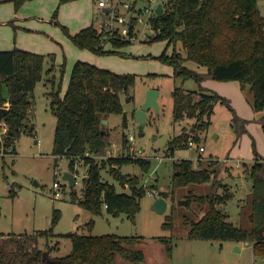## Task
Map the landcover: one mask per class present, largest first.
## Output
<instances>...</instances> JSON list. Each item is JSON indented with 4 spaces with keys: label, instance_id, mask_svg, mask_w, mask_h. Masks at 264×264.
Wrapping results in <instances>:
<instances>
[{
    "label": "rangeland",
    "instance_id": "rangeland-1",
    "mask_svg": "<svg viewBox=\"0 0 264 264\" xmlns=\"http://www.w3.org/2000/svg\"><path fill=\"white\" fill-rule=\"evenodd\" d=\"M148 5L149 0H137V6L145 14ZM258 6L264 15V0H258ZM123 8L120 5L118 10ZM101 10L98 0H26L19 7L12 0H0V47L10 49L22 44L30 47V50L40 49L45 54L43 78L37 82L33 92V125L16 142V152L0 154V233H4L0 236V244L4 246L5 254L16 250L20 243L28 248L37 243L43 250H49L48 256H62L72 250V232L116 233L140 236L139 241L129 246L142 249L145 257L139 263H134L118 254L114 264H264V253L255 254L251 241L191 238V226L185 221L186 217L199 218L208 205L195 201L188 205L185 200L190 191L197 194H223V185L226 183L233 195L219 203L218 207L228 214V220L235 225L252 227L250 213L253 178L249 174L254 160L244 162L241 160L243 156L234 158L232 154L229 162L223 163V160L236 143L235 147L240 145V155L252 154L255 147L264 156L263 120L258 115L246 120L234 119L229 106L220 101L215 103L206 128L196 129L194 124L198 122L194 118L175 120L173 89H196L199 81L193 77L176 76L174 66L160 57L164 50L171 54L173 45H168L165 39L149 40L150 36L146 32L148 28L142 24H139L137 37L126 44L114 46L107 41L105 48L111 49L108 52L99 53L76 44L69 33H75L91 23L99 30L102 29L100 32L108 37L114 35L105 29L104 24L100 25ZM178 48L183 51L180 43ZM78 59L119 73L136 75L134 86L120 93L123 112L104 115L103 119L107 123H103L102 127L107 132L106 141L104 151L98 155V160L102 161L108 156L119 154H132L151 161L147 171L137 163L120 165L123 172L137 175L139 183L147 190L140 198L141 208L135 222L125 212L114 214L103 207L100 214H95L73 201L72 188L78 196L83 195L85 183L82 178L73 187L69 184L64 186L60 197L54 196L53 183L63 179L64 171L69 170L70 158L52 153L57 117L50 108V91L61 86V95H64L74 63ZM53 63L54 82L47 80V76L52 75L47 70ZM184 64L190 69L206 72L204 76L210 77V80H220L192 59L186 58ZM150 88L160 91L159 109H148L144 134H140L135 110L143 104ZM124 114L127 116L126 125L123 124ZM183 129L197 131L199 140H195V145L178 147L174 153L169 154L168 141ZM165 133L168 139L159 146L154 137ZM123 136L128 137V140L124 141ZM201 144L205 150H199ZM200 155L203 156L201 159ZM182 158L192 159L195 167L211 166L209 160H214L212 166L218 169L216 177L207 182L174 186L175 173L180 172L175 162ZM76 168L83 175L88 166L80 159ZM109 168V163L101 167L102 178L114 183L117 190L130 192V187L122 186L109 172ZM153 189L156 193H150ZM162 191L168 193V207L164 212H159L152 205ZM56 209L59 210V218L53 226V233L41 235L39 231L52 227ZM168 216H171L173 228L163 226L164 222L169 221ZM91 220L93 222L89 223ZM171 235L173 249L169 255L158 237ZM55 245L57 247L51 250Z\"/></svg>",
    "mask_w": 264,
    "mask_h": 264
},
{
    "label": "trees",
    "instance_id": "trees-1",
    "mask_svg": "<svg viewBox=\"0 0 264 264\" xmlns=\"http://www.w3.org/2000/svg\"><path fill=\"white\" fill-rule=\"evenodd\" d=\"M19 7L26 0H12ZM65 1V0H61ZM157 33L149 40L165 39L173 45V52L165 50L160 57L174 66V74L184 78L193 77L199 81L198 89L175 87L173 95V115L175 120L190 117L198 122L196 129L206 128L214 111V105L220 101L226 103L233 112V118L240 117L229 100L218 92L201 85L198 71L188 68L184 61L192 59L205 66L207 72L216 79H237L243 87H249L252 93L254 110L264 109V15L261 14L258 0H169L165 11L151 19ZM66 31L68 28L66 27ZM133 33V27L130 31ZM73 41L81 47H88L96 52L111 51L105 48L107 41L114 46H121L130 39L108 37L91 23L75 33H69ZM181 44L183 51L178 48ZM45 54L24 48L14 47L0 50V105L9 101L3 121L8 125L7 145H13L23 132L33 125L35 100L34 88L43 78ZM54 65L48 68L52 72ZM54 82L55 76L49 78ZM136 82L134 73H119L92 62L78 59L64 95L61 86L50 91V108L56 115V127L52 153L70 158L69 170L73 171L78 159L88 166V176L84 181L83 195L80 197L74 188L71 190L73 201L100 214L105 207L108 212H125L136 221L141 208L140 198L147 192L139 183L137 175L131 176L120 169L124 163H137L147 171L151 161L132 154L111 155L106 160H98L104 151L105 132L103 118L106 113L123 112L120 93L128 91ZM6 92V94H5ZM207 116V119L205 117ZM127 116H123L126 125ZM34 129V126L32 130ZM264 129V119H263ZM124 141L128 137H124ZM190 140H199L197 131L190 129L168 141L169 154L176 148L184 147ZM255 149V147H254ZM252 172V211L251 228L235 225L228 220V214L218 207L232 197L229 185L224 183V193L197 194L190 191L185 200L188 205L195 201L208 204L203 214L197 218H185L190 224L189 237L235 241L249 240L253 243L255 254L264 253V156L255 151ZM202 156L200 155L201 159ZM208 166L195 167L193 160L182 158L175 162L174 186L189 182H207L216 177L217 168L210 159ZM110 164L109 172L122 186L128 185L130 192L119 191L114 183L104 180L101 167ZM161 195L168 197L166 191ZM59 210L54 211L53 224L49 229L39 231L41 235L53 233V226L58 221ZM164 222L165 228H173L171 216ZM93 220L89 221L92 223ZM4 233H0V236ZM73 241L72 250L62 256L49 255L43 259V249L35 243L31 248L18 244L16 250L7 254L0 244V264H114L116 256L139 263L145 257L142 249L133 248L141 238L135 235L116 233L85 234L70 233ZM169 255L173 249V235L158 237ZM20 240H18V243ZM57 245L51 247V250ZM7 259V260H6Z\"/></svg>",
    "mask_w": 264,
    "mask_h": 264
},
{
    "label": "built area",
    "instance_id": "built-area-1",
    "mask_svg": "<svg viewBox=\"0 0 264 264\" xmlns=\"http://www.w3.org/2000/svg\"><path fill=\"white\" fill-rule=\"evenodd\" d=\"M158 1L163 2L165 11L166 5L168 4L169 0H149V5L145 9L147 14H145L144 10L141 7L137 6V0H98V7L102 9V22L100 23V25L104 24L105 29L108 32H111V34H114L116 35V37L122 39H135L139 30V24H142L145 28H148V30L146 31L147 34L149 31H152V35H154L157 33V30L153 27L151 19L158 15L155 10ZM120 5L124 6L123 10H118V7H120ZM107 6L111 7V10L104 12L103 9ZM132 27L133 33H130ZM8 105L9 101H5L3 105H0V108L8 107ZM7 133L8 125L5 121H3V119H0V154H5L6 152L12 153L14 151V146L7 145L6 143ZM188 144L192 146L196 143L194 140H190ZM204 149V145H199V150L202 151ZM229 160L230 158L226 157L223 160V163L229 162ZM79 161L80 159L76 161L75 168L72 171L75 178V184L78 182L79 178H82L84 182L85 178L89 174L88 168H86L83 175L79 174L78 169L76 168L77 164H79ZM240 162H237V164H239ZM67 184L68 182L64 179L55 180L53 183L54 196L60 197L63 193L64 186H66ZM150 193H156V190L153 189L150 191Z\"/></svg>",
    "mask_w": 264,
    "mask_h": 264
},
{
    "label": "crops",
    "instance_id": "crops-1",
    "mask_svg": "<svg viewBox=\"0 0 264 264\" xmlns=\"http://www.w3.org/2000/svg\"><path fill=\"white\" fill-rule=\"evenodd\" d=\"M85 26H87V25H85ZM19 48H24V49L30 50L29 49L30 47L22 45V44H19ZM1 49H8V48L0 47V50ZM32 51H36V52L40 51L41 53L43 52L40 49H34ZM52 65H54V68H55V64L54 63L49 65V67L52 66ZM198 72L200 73L201 79H202L201 85L203 87L209 89V90H213L215 92H218L221 95L225 96L227 99H229L230 100L229 101L230 104L233 106L235 112L238 114V116L240 118H243V119L246 120V119L255 118L258 115L259 119L263 120L264 109L263 110H259V111L254 110V108L252 106V93H251L249 87H243L241 82L239 80H237V79H229V80H226V81H224V80H222V81H220V80H210V77L204 76V74L206 72H204V71H202V72L198 71ZM51 73L53 75V71ZM51 76L48 75L47 76L48 77L47 80ZM205 80H207V81H205ZM222 83H227V84L224 85ZM198 88H199V86H198ZM198 88H196V89H198ZM237 140L235 141V143L237 142ZM236 144L233 145V149L230 150L227 153L226 157L230 158L229 156H230V154H232V156H234V158H237L235 156H243L241 160L244 161V162H249V161H253L254 160L255 151H256L254 148L252 150V154H250L248 156H244L242 154L240 155V153H241L240 145H237V147H235ZM256 152L258 154H261V151H259V150L256 151ZM246 160H249V161H246Z\"/></svg>",
    "mask_w": 264,
    "mask_h": 264
},
{
    "label": "water",
    "instance_id": "water-1",
    "mask_svg": "<svg viewBox=\"0 0 264 264\" xmlns=\"http://www.w3.org/2000/svg\"><path fill=\"white\" fill-rule=\"evenodd\" d=\"M110 10L111 7L108 6L103 9L104 12ZM155 10L158 14L163 13L164 4L162 1L157 2ZM152 34H153L152 31L148 32L149 36H151ZM159 94L160 91L158 89L150 88L148 90L147 96L143 104L138 109L135 110V120L138 122V129L140 134H144V127L148 119V109L150 107H154L156 110L159 109V102H158ZM6 109H7L6 107L0 108V119L3 118ZM103 123H107V120L103 119ZM154 138L158 140L159 146H162L165 143V141L168 139V134L165 133L162 134L160 137H154ZM62 178L68 182L70 187H73L75 185L74 174L71 170L64 171ZM152 207L156 211L164 212L168 207V199L163 195H159L154 200ZM48 251H49L48 249L43 251V259H46L48 257Z\"/></svg>",
    "mask_w": 264,
    "mask_h": 264
}]
</instances>
